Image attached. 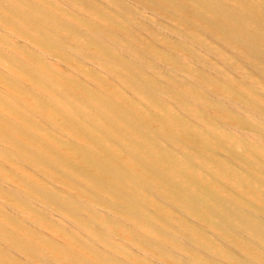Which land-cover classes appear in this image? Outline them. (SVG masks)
<instances>
[{"label": "bare ground", "instance_id": "bare-ground-1", "mask_svg": "<svg viewBox=\"0 0 264 264\" xmlns=\"http://www.w3.org/2000/svg\"><path fill=\"white\" fill-rule=\"evenodd\" d=\"M0 264H264V0H0Z\"/></svg>", "mask_w": 264, "mask_h": 264}]
</instances>
